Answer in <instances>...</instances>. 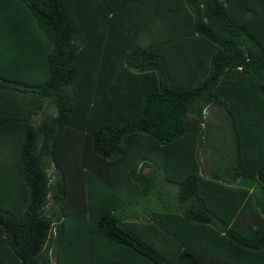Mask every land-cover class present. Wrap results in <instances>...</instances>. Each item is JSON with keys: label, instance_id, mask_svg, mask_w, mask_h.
<instances>
[{"label": "trees", "instance_id": "obj_1", "mask_svg": "<svg viewBox=\"0 0 264 264\" xmlns=\"http://www.w3.org/2000/svg\"><path fill=\"white\" fill-rule=\"evenodd\" d=\"M0 264H264V0H0Z\"/></svg>", "mask_w": 264, "mask_h": 264}, {"label": "crops", "instance_id": "obj_2", "mask_svg": "<svg viewBox=\"0 0 264 264\" xmlns=\"http://www.w3.org/2000/svg\"><path fill=\"white\" fill-rule=\"evenodd\" d=\"M130 4H131V6H130L129 11H131V15L135 18V20H136L135 26L139 30L137 33V35H138L137 42H139L143 45H147L148 41L151 40V36L155 32V30H153L149 25L157 26L158 24L152 25L151 23L147 22V21H149V19H148L149 11L148 10H150V9L142 7V5L140 3H137L136 5H134L132 2H130ZM146 5L150 6V4H146ZM168 32H169V30H168ZM208 112H209V110H208ZM135 209H137V208L135 207Z\"/></svg>", "mask_w": 264, "mask_h": 264}, {"label": "rangeland", "instance_id": "obj_3", "mask_svg": "<svg viewBox=\"0 0 264 264\" xmlns=\"http://www.w3.org/2000/svg\"><path fill=\"white\" fill-rule=\"evenodd\" d=\"M53 112H54V109H53L51 106H49V105H44L42 111L39 112V113H37V114L35 115V119L38 120L40 117L44 116L45 114H49V113H53ZM206 114H207V111H206ZM208 115H209V112H208ZM213 129H214V133L217 132V130H216V126H214ZM5 150L14 153V146L8 144V145L5 146ZM7 153H8V152H7Z\"/></svg>", "mask_w": 264, "mask_h": 264}, {"label": "clouds", "instance_id": "obj_4", "mask_svg": "<svg viewBox=\"0 0 264 264\" xmlns=\"http://www.w3.org/2000/svg\"><path fill=\"white\" fill-rule=\"evenodd\" d=\"M206 110H207V109H205V110L203 111L204 114L206 113Z\"/></svg>", "mask_w": 264, "mask_h": 264}]
</instances>
